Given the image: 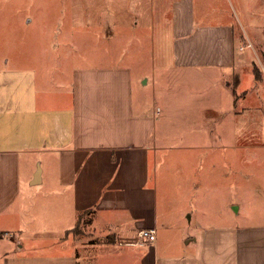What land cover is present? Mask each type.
Segmentation results:
<instances>
[{
    "label": "crops",
    "instance_id": "0c3cea01",
    "mask_svg": "<svg viewBox=\"0 0 264 264\" xmlns=\"http://www.w3.org/2000/svg\"><path fill=\"white\" fill-rule=\"evenodd\" d=\"M36 1L0 0V22L40 30L32 40L40 44L43 9ZM211 1L70 0L75 27L108 28L105 44L96 46L98 56L83 47L58 50L56 44L51 52L19 47L13 56L1 46L0 264H264V219L193 228L180 212L160 208L159 201L168 199H160V175L151 167L159 118L152 100L134 99L135 74L140 81L147 76L145 59L167 71L217 69L233 76L250 60L243 52L245 38L239 40L233 22ZM124 42L137 47L125 51ZM90 58L102 61L89 64ZM252 64L251 92L264 80L256 78ZM146 80L139 93H149ZM248 95L244 90L242 103ZM246 108L230 132L240 136L235 149H246L243 164L250 161L248 138L242 142L250 134ZM261 116L256 107L251 121L260 126ZM34 153L49 158L45 168L42 160L32 167L24 163L22 155ZM261 156L254 153L252 161L260 165L261 158L264 164ZM50 159L57 165V185L72 192V213L61 212L65 237L55 244L59 251L27 254L26 243L13 235L23 230L20 211L11 209L20 196L23 169L30 172L31 185L41 184L53 166ZM143 229H154L156 239H142ZM166 234L174 237L164 241Z\"/></svg>",
    "mask_w": 264,
    "mask_h": 264
},
{
    "label": "rangeland",
    "instance_id": "374dc122",
    "mask_svg": "<svg viewBox=\"0 0 264 264\" xmlns=\"http://www.w3.org/2000/svg\"><path fill=\"white\" fill-rule=\"evenodd\" d=\"M37 2L43 9V42H32L40 35L38 29L27 32L26 29L2 25L0 22V49L3 45L10 54L16 56L19 47L31 51L33 45L34 51L51 52L56 44L58 50L60 47L65 49L64 46L72 51L83 47L96 56L100 54L101 50H96V46L100 48L105 44L107 27H75L70 23L68 14L70 0ZM211 2L228 16L227 21L230 19L233 22L239 40L245 38L243 52L248 53L250 60L240 65L238 75L233 76L230 71L217 69L167 71L168 67L162 70L154 60L145 59L141 66L147 76L142 81L140 74L134 76V99L136 102L140 97L152 100L159 118L151 142L157 160L151 163V167L160 175V199L163 196L168 199V202L160 200L159 206L169 213L172 210L180 212L183 220L193 228L198 225L260 223L264 219V164L261 158L260 165L252 161L254 153L258 152L264 157V80L251 92L256 83L249 67L253 63L252 69L260 70V75L264 77V0ZM33 13L36 15L37 10ZM86 30L87 33H84ZM7 39L10 40L9 44L4 43ZM65 39L66 44L63 43ZM120 46L127 51L136 48L137 44L124 42ZM144 51L148 52V48ZM98 61L102 60H87L89 64ZM145 79L150 89L148 94L138 92L140 82L143 84ZM218 87L221 91L216 89ZM244 90H249V95L242 103L240 95ZM246 107L250 114V134L249 137L243 135L242 142L248 138L249 164L241 163L246 149H235L236 145H240L239 134H230L232 128L235 129L236 116ZM256 107L262 114L260 126H257L258 121H251ZM225 131L227 134H221ZM22 158L31 167L35 159L36 165L39 162L42 165V160L44 168L49 159L43 153L23 154ZM50 161L53 166L49 174L45 171L46 180L41 184L31 185L27 178L30 172L25 173L23 169L20 196L11 209L20 211L23 230L15 231L13 235H16L19 243H26L23 252L27 254L47 255L59 251L60 248L55 244L61 236L65 237V233L60 230L61 212L72 213V192L57 185V165L54 164L55 160ZM188 215L194 218L193 221ZM169 237L174 236L163 235V240Z\"/></svg>",
    "mask_w": 264,
    "mask_h": 264
},
{
    "label": "built area",
    "instance_id": "2783aa9c",
    "mask_svg": "<svg viewBox=\"0 0 264 264\" xmlns=\"http://www.w3.org/2000/svg\"><path fill=\"white\" fill-rule=\"evenodd\" d=\"M140 237L142 239L154 241L156 239V231L154 229H143L140 232Z\"/></svg>",
    "mask_w": 264,
    "mask_h": 264
},
{
    "label": "trees",
    "instance_id": "16d2710c",
    "mask_svg": "<svg viewBox=\"0 0 264 264\" xmlns=\"http://www.w3.org/2000/svg\"><path fill=\"white\" fill-rule=\"evenodd\" d=\"M254 73H255V76H256L257 79L261 78L260 70H257L256 68H254Z\"/></svg>",
    "mask_w": 264,
    "mask_h": 264
},
{
    "label": "water",
    "instance_id": "95a60500",
    "mask_svg": "<svg viewBox=\"0 0 264 264\" xmlns=\"http://www.w3.org/2000/svg\"><path fill=\"white\" fill-rule=\"evenodd\" d=\"M39 174H40V170H38L37 173H36V177H37V178H38ZM235 207H236V206H235Z\"/></svg>",
    "mask_w": 264,
    "mask_h": 264
}]
</instances>
